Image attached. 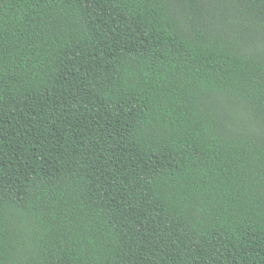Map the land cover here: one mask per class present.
<instances>
[{
	"label": "trees",
	"instance_id": "1",
	"mask_svg": "<svg viewBox=\"0 0 264 264\" xmlns=\"http://www.w3.org/2000/svg\"><path fill=\"white\" fill-rule=\"evenodd\" d=\"M0 264H264V0H0Z\"/></svg>",
	"mask_w": 264,
	"mask_h": 264
}]
</instances>
